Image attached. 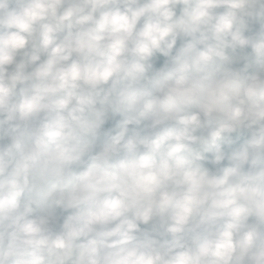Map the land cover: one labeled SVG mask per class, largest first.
<instances>
[{
    "label": "clouds",
    "instance_id": "1",
    "mask_svg": "<svg viewBox=\"0 0 264 264\" xmlns=\"http://www.w3.org/2000/svg\"><path fill=\"white\" fill-rule=\"evenodd\" d=\"M0 264H264V0H0Z\"/></svg>",
    "mask_w": 264,
    "mask_h": 264
}]
</instances>
